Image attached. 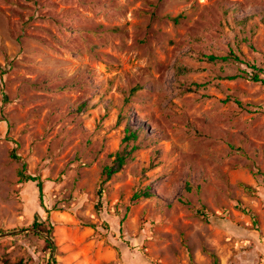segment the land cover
<instances>
[{
	"label": "rangeland",
	"instance_id": "1",
	"mask_svg": "<svg viewBox=\"0 0 264 264\" xmlns=\"http://www.w3.org/2000/svg\"><path fill=\"white\" fill-rule=\"evenodd\" d=\"M248 65L264 0H0V264H264Z\"/></svg>",
	"mask_w": 264,
	"mask_h": 264
},
{
	"label": "trees",
	"instance_id": "2",
	"mask_svg": "<svg viewBox=\"0 0 264 264\" xmlns=\"http://www.w3.org/2000/svg\"><path fill=\"white\" fill-rule=\"evenodd\" d=\"M184 16L183 15H180L176 18H174L172 21L174 24H177L179 22L180 19H182ZM208 59L213 61V60H216L217 58L210 55L208 56ZM229 57H223L222 60L226 61L228 60ZM233 59L234 61H237V62H241V64H244V62L240 61L236 56H233ZM249 68L251 69V72L249 73V79L252 81V82H255V83H260V84H264V78H262L258 73V69L257 67H255L254 65H248ZM234 78H237V76H234L232 77V79ZM127 132H128V135L125 137V140L129 141V140H136L137 138V131H134V130H128L127 129ZM10 157L13 159V160H17L18 157L14 154V150L11 151V154H10ZM125 163V155L123 154H120L118 153L116 156H115V160L113 162V166H106L103 168V171H102V178H101V183L99 185V187L97 188L96 190V195H97V203L95 205V208L97 210L100 209V205H101V202L100 200L102 199V196H103V192H104V188H103V184L105 182H107L110 177L118 172L122 166L124 165ZM25 171V167L24 165L21 167L20 171L18 172V176L20 178L21 181H25V182H32V183H35L36 184V188L38 190V200H39V204H40V207L45 209L44 205H43V186H42V181L39 180L38 178L36 177H33V176H29V175H26L24 173ZM142 196L143 197H149L150 194L145 191L142 193ZM135 199H138L139 198V194H135L134 197ZM199 215H202L203 216V213L202 212H199L198 213ZM41 224L40 223H37L36 221H34L33 223V228L36 229V230H39V231H43L45 232L48 236H50V231L49 229L47 228H43L41 229ZM45 248L48 250L51 248V245H50V242L45 240ZM14 264H23L22 261H19L17 263H14ZM44 264H49V260L48 258H46V261Z\"/></svg>",
	"mask_w": 264,
	"mask_h": 264
}]
</instances>
